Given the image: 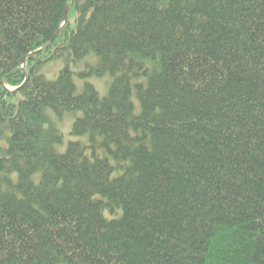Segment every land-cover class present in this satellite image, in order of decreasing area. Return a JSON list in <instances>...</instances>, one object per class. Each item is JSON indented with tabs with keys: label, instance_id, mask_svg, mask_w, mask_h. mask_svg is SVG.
Listing matches in <instances>:
<instances>
[{
	"label": "trees",
	"instance_id": "obj_1",
	"mask_svg": "<svg viewBox=\"0 0 264 264\" xmlns=\"http://www.w3.org/2000/svg\"><path fill=\"white\" fill-rule=\"evenodd\" d=\"M66 5L0 0V264H264V0H72L27 59Z\"/></svg>",
	"mask_w": 264,
	"mask_h": 264
},
{
	"label": "rangeland",
	"instance_id": "obj_2",
	"mask_svg": "<svg viewBox=\"0 0 264 264\" xmlns=\"http://www.w3.org/2000/svg\"><path fill=\"white\" fill-rule=\"evenodd\" d=\"M74 12L71 14V20L74 22ZM98 58L95 54H90L83 60L79 61L73 66V71L75 72V83L77 87V94H82L85 84V79L80 78L79 74L83 73L87 70V68L93 67L97 64ZM65 66V61L62 59L55 60L47 64L44 69L42 70V73L44 76L49 80H55L59 74V72L63 69ZM87 80L96 88V90L99 92L100 96L104 97L107 95L110 86L112 84V77L105 76L103 78H96L91 77L87 78ZM134 104H135V110L138 113L140 111V104L138 100L134 97L133 98ZM46 114L48 118L50 119L54 129L61 132L64 136V144L62 146L58 147V151L61 153H64L67 147V144L71 141H81L83 143L88 142V137H74L71 135L72 132V126L74 123V119L76 116H80L81 113L77 114H71L67 113L63 117H60L55 110V108L50 107ZM35 180H39V175L35 176ZM108 217H110L107 214Z\"/></svg>",
	"mask_w": 264,
	"mask_h": 264
},
{
	"label": "water",
	"instance_id": "obj_3",
	"mask_svg": "<svg viewBox=\"0 0 264 264\" xmlns=\"http://www.w3.org/2000/svg\"><path fill=\"white\" fill-rule=\"evenodd\" d=\"M71 3H72V0H67V5H66V8H65V11H64V14H63V18H62V21H61V24H60V27L59 29L57 30V32L55 33V35L53 36V38L48 42V44H46L43 48H41L40 50L36 51L35 53L33 54H30L27 59H31L34 55H37V54H40L42 53L43 51L47 50L52 44L53 42L55 41L56 37L58 36L61 28L67 24L68 22V18H69V13H70V8H71ZM24 71H25V74H26V79H25V82L24 84L19 87L17 90H20L23 86H25V84L28 82L29 80V75H28V72H27V69H26V61L24 62Z\"/></svg>",
	"mask_w": 264,
	"mask_h": 264
}]
</instances>
